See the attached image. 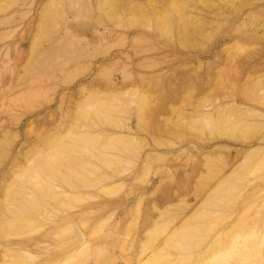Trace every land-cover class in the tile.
Returning a JSON list of instances; mask_svg holds the SVG:
<instances>
[{"label": "rangeland", "instance_id": "rangeland-1", "mask_svg": "<svg viewBox=\"0 0 264 264\" xmlns=\"http://www.w3.org/2000/svg\"><path fill=\"white\" fill-rule=\"evenodd\" d=\"M0 264H264V0H0Z\"/></svg>", "mask_w": 264, "mask_h": 264}, {"label": "bare ground", "instance_id": "bare-ground-1", "mask_svg": "<svg viewBox=\"0 0 264 264\" xmlns=\"http://www.w3.org/2000/svg\"><path fill=\"white\" fill-rule=\"evenodd\" d=\"M135 1H136V0H135ZM220 10H221V9H218V10H217L216 15H220V14L223 15V12L226 11L227 8L223 9L222 12H221ZM224 15H225V13H224ZM243 23H244V22H243ZM240 24H241V23H240ZM240 24H239V25H240ZM242 26H243V25H242ZM228 37L230 38L231 36L228 35ZM49 52H50V51H49ZM50 53H51V52H50ZM48 54H49V53H48ZM128 129H130V127H129ZM134 135H135V134H134ZM130 136H132L131 132H129L128 135L114 134L113 137H114V138H117V139H119V140H120V139L123 140L125 137H128V139H129ZM91 137L94 138V136H91ZM98 137H100V135H98L97 138H98ZM133 137H134V136H133ZM133 137H132V138H133ZM130 138H131V137H130ZM115 140H116V139H115ZM122 140H120V141L122 142ZM124 140H125V139H124ZM123 142H124V141H123ZM20 151H21V150H20ZM17 154L19 155V152H18ZM154 162H155V161H154ZM157 162H158V161H157ZM161 162H162V161H161ZM12 208H13V210L10 212V214H11V215H14V214H16V213H18V212L20 211V209H21V204H17L15 207H12ZM258 247H259V249H260V245H259ZM256 250H257V248H256ZM258 251H259V250H258ZM256 252H257V251H256ZM259 253H260V252H259ZM257 254H258V253H257Z\"/></svg>", "mask_w": 264, "mask_h": 264}]
</instances>
